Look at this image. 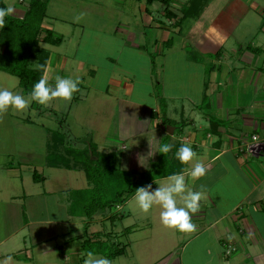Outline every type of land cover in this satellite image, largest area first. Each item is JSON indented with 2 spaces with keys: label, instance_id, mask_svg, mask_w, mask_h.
Returning <instances> with one entry per match:
<instances>
[{
  "label": "crops",
  "instance_id": "obj_1",
  "mask_svg": "<svg viewBox=\"0 0 264 264\" xmlns=\"http://www.w3.org/2000/svg\"><path fill=\"white\" fill-rule=\"evenodd\" d=\"M53 1H49L43 28L51 30L62 43L54 46L41 42L36 57L43 52L48 55L49 85L55 84L57 76L71 78L81 73L85 77L96 94L94 112L100 113L96 118L111 121L110 126L116 128L121 140L109 145L112 146L109 153L117 155L118 168L133 172V180H138L156 160L163 141L173 145L168 152L171 158L161 177L147 184L153 190L163 185L168 176L188 166L175 157L182 144L192 147L196 154L190 163L200 160L206 166V174L198 179L185 176L189 188L203 192L199 211L191 217L194 231L166 228L160 220L161 210L144 217L152 232L174 231L184 242L179 248L161 245L153 253L145 251L142 254L151 258L148 263L181 264L187 246L199 242L212 256L211 261L199 264H233L234 261L235 264H264V0H223L219 7L215 6L216 0H210L209 4L203 0L175 26L165 16L161 0L152 3L116 0V5H111L112 10H117L112 12L116 17L105 27L78 19L83 13L92 14L84 6L100 5L103 0ZM191 1L183 0L179 9L171 8L181 16V8ZM4 3L15 9L11 16L18 19L28 9L27 3L21 0H4ZM53 3L59 7L50 15ZM148 29L152 30L150 35ZM3 52L4 47L0 45V53ZM149 54L154 55V66ZM33 63L38 66L36 58ZM54 102L48 107L53 109ZM171 125L175 127L173 134L167 132ZM49 131L46 147L52 133V158L49 149L30 155L15 148L13 156L0 155V192L7 194L0 199L6 208L2 211L0 207V259L11 255V264H35L37 255L25 241L28 232L31 238L37 239L36 243H43L50 239L54 227L67 226L68 236L58 245L64 257L75 242L68 232L74 216L66 211L71 199L67 196L60 199L58 194L65 196L66 192L77 190L58 188L53 192L45 186L49 182L60 184L66 178L64 171L80 167L69 166L74 160L66 155L67 145L61 135L64 128ZM254 136L258 140L254 141ZM17 157L21 161L19 168L11 160L15 162ZM140 159L146 166L141 165ZM22 168L26 173L23 174ZM35 172L40 177L38 182L34 180ZM29 181L42 184L44 190L37 196L32 195ZM129 201L134 202L133 197ZM27 202L32 211H27ZM125 205L109 211L117 215V221L127 217ZM49 208L59 211L57 219L49 214ZM44 209L45 212L37 213ZM128 216L133 215L130 212ZM154 219L157 226L162 224L156 231ZM136 224L140 228L146 226ZM161 239L172 243L168 236ZM230 245L243 256L237 259H233L236 253L225 256L223 250ZM174 252L177 257L170 256Z\"/></svg>",
  "mask_w": 264,
  "mask_h": 264
},
{
  "label": "rangeland",
  "instance_id": "obj_2",
  "mask_svg": "<svg viewBox=\"0 0 264 264\" xmlns=\"http://www.w3.org/2000/svg\"><path fill=\"white\" fill-rule=\"evenodd\" d=\"M115 1L116 0H103V2L100 3V5L90 4L88 6H84L83 9L86 11L91 10L90 12H92V14H89L87 12L85 14L83 13L81 17L78 19H80V21L85 23L89 22L93 26L105 27L106 25L110 24V21L112 19L116 17L112 12H117V10L111 9V5L114 6L116 5ZM182 1L183 0H175L173 8L179 9ZM206 1L207 4H209L210 0H206ZM222 1L223 0H216L215 4L217 2V5L215 6L219 7V4ZM53 2H56V0H54ZM157 2L159 3V1ZM132 5L135 6V4ZM56 6L58 5L54 3L50 5V12H49L50 15L55 13ZM68 17L71 20L73 19L72 16H68ZM151 33L152 30L148 29L147 34L150 35ZM45 48L47 47L45 46ZM36 49L39 50L38 48ZM37 53H40V51ZM76 76L80 77V84L78 86L79 90L73 94V98L71 99V101L64 102L61 101L60 99H56V102H54L52 105L53 109L48 107L50 105L42 106L38 103L34 104L33 101L23 111H17L15 109H12V107H9L7 110L0 111V155L13 156L14 155L13 153H15L14 151L15 148L17 150L22 151V153L25 154L27 153L30 155H37L43 153V151H45L46 149H49V153L52 154L50 158H52L54 154L53 141L51 139L52 133H50L51 136H49L48 139L49 147H46V143H47L46 132H48L49 130H55L57 127H60V129L64 128L65 132L60 134L63 135L62 136L63 142L66 143L67 145V147L65 148L69 150L71 148V151H73L72 156L74 161H71L69 166L76 167V164L80 165V163L81 162L82 163L79 169L76 168L77 171L76 170L70 172L64 171L66 178H64L60 184L50 185V182L46 184L45 187L47 188L46 189L47 191L51 190L54 192V190L58 188L64 190L70 188L79 191L88 190L90 188V181L87 179L85 167L82 166L83 163L85 162H83L79 156L78 158H75V156H77L76 154H81V152H84L85 149H88L89 145L87 144L89 142L92 143L93 146H95L94 143L97 144V149L102 153H109V151L112 150V146L109 145L111 144L116 145L121 141L120 138L117 137L116 128L110 126L111 121L108 123L104 119H100L98 121L96 117H99L100 113L98 112V110H97L98 113L94 112L95 110L94 106L96 105L95 102L97 101V98L95 97L96 94L87 84V81L84 80L85 77L81 73L74 74L73 77L71 78L75 79ZM0 78H1L0 87L8 88L14 93L21 94L25 98L28 97V95L23 94L22 91L20 90L19 80L16 77L4 72H0ZM51 86L55 87V84ZM158 91L159 90H157V92ZM91 110L93 111L91 112ZM42 111H45V113L42 114ZM174 123L175 122H173V124ZM171 126L173 127V125ZM15 138H17V140ZM76 141L78 144H76ZM127 146L130 147L129 144ZM57 149H58V145H56L55 147V150ZM169 158H171L169 157V153H161L159 151L156 160L153 163H150L149 169H151L154 164L156 165L159 160L162 161ZM91 159L95 160L96 158L91 157ZM11 160L17 168L20 167L21 161L18 157L15 160V162L14 159ZM60 167H57L58 171L61 170ZM119 169L124 171L123 167L122 169L121 167H119ZM47 171L50 173L54 172V170L51 169H47ZM24 173H26L25 169L23 170V174ZM134 177L135 174L133 173V178ZM143 177L144 175L142 174L138 176L137 178L138 180L135 179L134 180L140 182V180L141 181L144 180ZM28 185H29L30 193H32V195L34 194L35 196H37L39 193H41L42 190H44V186L42 184L40 185L39 183L34 184L32 181H29ZM113 194L111 192L106 193L105 194L106 197H104V199L108 198V200L111 199L113 200ZM5 195L7 194L1 191L0 199H3ZM58 195L60 199H62L63 197L65 198L66 196L69 197V199H71V202L73 197L78 200V198L74 196L75 193L73 192L72 193L66 192L65 196H62L60 194ZM36 200L37 202L39 201L38 198H36ZM49 204H52V202L49 201ZM135 204H136L135 201L134 202L129 201L126 203L124 207V212L127 214V217L122 221H117L114 226L110 223L109 219H106L107 213H103L105 215L98 214L97 216H95L92 222L90 223L89 227L87 228V232L89 234H95V233L109 234L111 231H113L115 237H117L116 242L117 243L120 242L122 243V245L125 244L127 246L126 254L124 256H120L113 259L111 261L112 264H149L148 262L150 261L151 258L145 256L146 254H142L145 253V251H147L146 253L150 254L151 252L153 253L156 250H159V248L157 247H160L161 245H167V246L173 245L174 247L179 248L182 244H184V242L179 239L178 234L174 231L169 232L168 230H165L164 232H159V234L158 232H152L153 228L148 225L149 223L144 217L147 215H153L154 212L157 213V211H160L161 209L158 206H154L153 209H151L153 212L149 211L148 213H143L140 209L135 210ZM27 205H28L27 211L28 210L32 211V209L30 210L28 202ZM70 206L71 203L69 205V208ZM0 207L2 211L6 210L5 206L1 203H0ZM75 207L77 209L78 206ZM121 207L122 206H120L119 208ZM69 208L67 207L66 211L70 213ZM79 210L81 211V209ZM38 211L42 213L45 212L46 210L45 209L37 210V213ZM120 211L121 210H118V212ZM130 212L133 215L131 217L128 216ZM49 214L50 215L52 214L53 217H56L55 219L59 217V216L57 217L59 211L55 210L54 208L52 209L49 208ZM62 214L63 212L60 213V215ZM69 215L73 217V215L71 214ZM114 216H115L114 212L113 213L109 212L108 218ZM86 220H87L86 217H82L78 213L74 214V219H73L74 224L72 226V229H69L68 232H70V238H73L75 242H73V244L71 245V249L65 253L67 254V256L65 257L59 253L58 245L63 244L64 240L68 236L65 233L66 228L68 229L67 226L58 225L54 227L53 230L54 232L50 237V239L43 243L42 242L36 243L34 241L36 238L35 239L31 238V234L28 232L25 241L27 242L29 249L33 251L34 254L37 255V256L35 255L36 258L34 259V263L35 264H84V262L83 263L81 262L82 258L84 257V254L80 246L81 243H83V241L87 238L86 225H85ZM136 223H138L139 225L141 223H144L146 224V226L144 227L141 226L140 228L139 226H137ZM154 223L156 224V226H154V231H156L158 227L162 226L161 223H159L157 226L155 219H154ZM128 227H132L131 233H126V228ZM31 229L30 232H32ZM160 235H162L163 237L168 236L170 239H172L173 244L170 243L169 241L162 240L161 238L163 237H161ZM101 239L105 240L103 238V235H101ZM103 245L105 252L111 251L112 247H110L111 249L108 248L109 249L108 250L107 245L105 244ZM143 246L146 247L144 248ZM199 246H200L199 242L189 244L185 249V251L182 253L181 264H199L200 262L211 261L212 256H209V254L204 251V248H201V246L199 248ZM194 248L197 251H195ZM180 249H182V247ZM226 249L227 248H225L223 251H226ZM170 251L173 252V249H171ZM47 253L49 254L48 257L46 255ZM235 253L236 256L233 259H237L240 255L239 253L241 252L239 249H237L236 252H234V254ZM96 256L106 257L99 254ZM170 256L177 257L178 255L176 252H174ZM241 256H243V254H241L240 257ZM86 258L87 257H85V259ZM163 263L164 262H162V264ZM233 264H235V261L233 262Z\"/></svg>",
  "mask_w": 264,
  "mask_h": 264
},
{
  "label": "trees",
  "instance_id": "obj_3",
  "mask_svg": "<svg viewBox=\"0 0 264 264\" xmlns=\"http://www.w3.org/2000/svg\"><path fill=\"white\" fill-rule=\"evenodd\" d=\"M24 1L28 4L25 16L22 19L12 16L6 17V23L1 29L0 45L4 47V52L0 53V72L16 77L19 80V87L22 93L28 95L33 85L44 75L41 65L45 67L47 65V53L43 52L36 57V48L39 47L41 42L54 46L60 45L62 39L56 38L51 30L43 28L44 20L47 18V9L50 0ZM152 1L153 0H148L149 3H152ZM161 2L165 7V16L171 19L173 26H175L184 21L189 15L188 12H191L196 4H202L203 0H192L188 5H184L180 10L181 16L173 12L171 8L173 7L174 0H161ZM5 6L4 0H0V7ZM170 44L171 41L167 43L168 46H170ZM150 57L154 66V55H150ZM35 58L38 63L36 67L33 63ZM157 90L160 91V87L157 88ZM34 104H36V102H34ZM165 143L166 141H163L162 145ZM66 155L73 159V151H71V149H66ZM76 155L75 158L79 156L82 161L85 162L82 166L85 167L87 179L90 181V188L88 190L73 191V193H75L74 196L77 197L78 200L73 197L74 199L72 198L69 208L71 215L74 216L75 213H78L80 216L86 217L87 219L85 221L87 238L81 243L84 254L81 262L83 263L85 261V257L88 256L89 252L95 255L99 254L106 256L112 261L117 257L124 256L127 246L115 241L117 238L113 231L109 234H89L87 228L95 216L125 205L128 200L134 196L137 188L146 186L158 176L161 177V173L166 167L168 159L159 160L156 165L154 164L151 169L143 174L144 180H140L139 182L133 180V173L125 172L118 168L117 155L115 153H100L97 148L91 144L84 152ZM91 157H95L96 159L92 160ZM81 163L80 165L76 164V167H80ZM39 178L37 172H35L34 180L38 182ZM110 192L112 194L114 193L113 200H108V198L104 199V197H106L105 194ZM75 206H78L77 209ZM79 209H81V211ZM116 217L108 218L113 226L118 220ZM131 231L132 227L126 228V233H130ZM101 235H103L105 240L101 239ZM103 244L107 245V249H111L110 247H112L111 251L105 252Z\"/></svg>",
  "mask_w": 264,
  "mask_h": 264
},
{
  "label": "clouds",
  "instance_id": "obj_4",
  "mask_svg": "<svg viewBox=\"0 0 264 264\" xmlns=\"http://www.w3.org/2000/svg\"><path fill=\"white\" fill-rule=\"evenodd\" d=\"M14 11L11 5L0 7V27L5 25L6 17L11 16ZM41 68L44 75L33 85L27 98L8 88H0V111L7 110L9 107L23 111L33 101L43 106L49 105L56 99L64 102L71 101L73 94L79 90L80 77L76 76L73 79L57 76L55 87H53L49 85L47 79V68L44 65H41ZM172 148L173 145L164 144L159 150L162 153H168ZM175 157L182 165L188 166L168 176L166 182L155 190L152 189L151 184L137 188L133 200L143 213H148L154 206H158L161 209L160 220L166 228L179 232H192L195 230V225L191 217L199 211V202L203 197V192L189 188L185 176L198 179L206 174V166L200 160L190 163L194 161L196 154L187 144H182L176 150ZM141 165L145 164L141 163ZM12 261L13 256L9 255L0 259V264H11ZM84 264H112V262L106 257H97L89 252Z\"/></svg>",
  "mask_w": 264,
  "mask_h": 264
},
{
  "label": "built area",
  "instance_id": "obj_5",
  "mask_svg": "<svg viewBox=\"0 0 264 264\" xmlns=\"http://www.w3.org/2000/svg\"><path fill=\"white\" fill-rule=\"evenodd\" d=\"M21 2H25L24 0H21ZM253 140L254 141H256V140H258V136H254L253 137ZM227 249H226V251H225V255L227 256V257H229V256H231L234 252H236V248H235V246H232V245H230V246H227L226 247Z\"/></svg>",
  "mask_w": 264,
  "mask_h": 264
},
{
  "label": "water",
  "instance_id": "obj_6",
  "mask_svg": "<svg viewBox=\"0 0 264 264\" xmlns=\"http://www.w3.org/2000/svg\"><path fill=\"white\" fill-rule=\"evenodd\" d=\"M167 132H168L169 134H173V133H174V128H173L172 126H168V127H167Z\"/></svg>",
  "mask_w": 264,
  "mask_h": 264
}]
</instances>
